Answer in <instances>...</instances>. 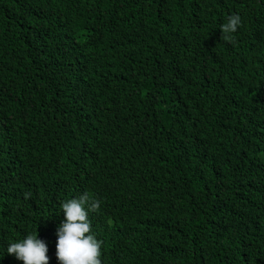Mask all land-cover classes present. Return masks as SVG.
<instances>
[{
    "label": "trees",
    "instance_id": "1",
    "mask_svg": "<svg viewBox=\"0 0 264 264\" xmlns=\"http://www.w3.org/2000/svg\"><path fill=\"white\" fill-rule=\"evenodd\" d=\"M83 192L101 264H264V0H0V264Z\"/></svg>",
    "mask_w": 264,
    "mask_h": 264
},
{
    "label": "clouds",
    "instance_id": "2",
    "mask_svg": "<svg viewBox=\"0 0 264 264\" xmlns=\"http://www.w3.org/2000/svg\"><path fill=\"white\" fill-rule=\"evenodd\" d=\"M242 24L239 13H232L220 24L221 37L230 40ZM101 201L88 192L60 204L63 219L56 228L55 256L59 264H101V242L91 230L88 214L99 209ZM5 252L23 264H48L47 243L38 232L9 242Z\"/></svg>",
    "mask_w": 264,
    "mask_h": 264
}]
</instances>
